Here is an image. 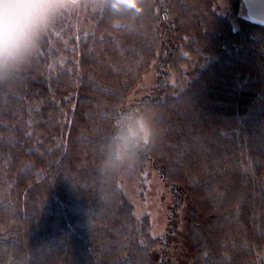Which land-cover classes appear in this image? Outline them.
<instances>
[{
	"label": "trees",
	"instance_id": "obj_1",
	"mask_svg": "<svg viewBox=\"0 0 264 264\" xmlns=\"http://www.w3.org/2000/svg\"><path fill=\"white\" fill-rule=\"evenodd\" d=\"M98 1L71 47L47 28L0 76V264H264V23L239 0ZM127 111L172 195L160 235L108 159Z\"/></svg>",
	"mask_w": 264,
	"mask_h": 264
},
{
	"label": "clouds",
	"instance_id": "obj_2",
	"mask_svg": "<svg viewBox=\"0 0 264 264\" xmlns=\"http://www.w3.org/2000/svg\"><path fill=\"white\" fill-rule=\"evenodd\" d=\"M75 0H0V76L21 68L34 53L54 17ZM114 5L139 10L138 0H113ZM153 137L149 117L127 111L114 122L108 159L122 163Z\"/></svg>",
	"mask_w": 264,
	"mask_h": 264
},
{
	"label": "rangeland",
	"instance_id": "obj_3",
	"mask_svg": "<svg viewBox=\"0 0 264 264\" xmlns=\"http://www.w3.org/2000/svg\"><path fill=\"white\" fill-rule=\"evenodd\" d=\"M218 3L222 11H230V0H218ZM99 7L98 0H75L54 17L48 29L58 34L66 48L71 47V36L76 37L92 29L95 22L93 13ZM64 56L65 54L62 57ZM170 75L172 80L176 79L174 73ZM156 81L155 71L150 68L128 94L127 102H133L148 93L156 85ZM125 163L120 174L121 185L133 204L135 213L149 215L152 233H164L169 223L168 213L172 202L168 185L150 161L139 152L125 160Z\"/></svg>",
	"mask_w": 264,
	"mask_h": 264
},
{
	"label": "crops",
	"instance_id": "obj_4",
	"mask_svg": "<svg viewBox=\"0 0 264 264\" xmlns=\"http://www.w3.org/2000/svg\"><path fill=\"white\" fill-rule=\"evenodd\" d=\"M238 14L244 18L264 23V0H239Z\"/></svg>",
	"mask_w": 264,
	"mask_h": 264
}]
</instances>
